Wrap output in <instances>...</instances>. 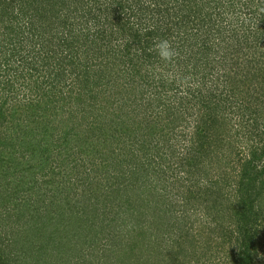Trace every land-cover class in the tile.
I'll return each instance as SVG.
<instances>
[{
  "label": "trees",
  "instance_id": "obj_1",
  "mask_svg": "<svg viewBox=\"0 0 264 264\" xmlns=\"http://www.w3.org/2000/svg\"><path fill=\"white\" fill-rule=\"evenodd\" d=\"M223 48L227 49L222 54L225 57L223 67L227 71L225 91L221 96H216V100L202 97L200 92H192L193 100L188 104L193 107L190 106L189 110L196 109L200 114L196 121L201 119L205 122L195 128L191 136L193 144L182 155L174 149L176 155H180L178 160L182 163L179 166L185 167L188 178L193 180L198 172L200 179L197 178L198 183L189 184L181 192L183 196L180 201L175 199L176 202L172 203L165 198L153 202L138 193L144 188L150 191L152 185L139 182L133 168L116 174V164L107 165V158L117 155L121 146H130L128 152H123L126 155L124 161H129L132 167L135 162L131 154L134 151H130L134 149L136 135L131 132L135 126L136 130H140L143 124L155 132L153 136L150 135L151 141L143 138L140 145L141 150L144 148L141 157L144 163L136 161L135 164L145 166L156 162L152 155L159 154V137L164 136L168 143L171 141L168 140L171 132L166 131L175 127L172 123L177 119L173 113L188 109L182 99L176 98L169 105L162 100L168 94L167 84L162 75L157 81L156 69L174 67V63L182 69L184 81H195L198 77L205 79L213 73V70L207 71L206 65ZM263 49L264 0H0V211L3 210L0 216L12 235L10 241L4 239L3 245H0V262L22 264L24 260L21 257L19 261V255L27 251L32 254L26 253V257L34 258L35 245L39 244L36 251L48 257L47 264H91L93 257L98 256V249L104 256L100 255L99 261L93 264H167L168 260H171L170 264H178L180 256L186 257L184 264H195L199 259L193 254L200 241L197 238L194 246L187 247L183 242L188 239L183 234L176 236L175 232L181 228L176 207L182 202L187 210L195 200L208 212L211 211L209 217L215 228L210 226V230L217 237L210 241L228 258V263L264 264V147H249L237 140L240 144L234 145V151H231L227 146L235 141L231 142L225 137L224 128L218 121L222 120L221 125L226 126L235 119L240 120V117L247 119L249 114L264 117L254 109L263 104L261 110H264V66L260 64ZM215 58L218 59L217 56ZM54 67L59 71L56 74H53ZM66 68L69 74H73L74 83L81 80L95 83L96 80V83L104 84V81H108L109 84L113 82L114 86L120 85L121 89L116 93L118 100L112 96L111 100L104 99L105 90L103 87L98 89L103 98L99 101L101 113H98L96 120L102 117L106 123L107 114L114 120L108 129L111 131L109 144L102 149L107 157L105 165L97 167V161L91 158V166L87 168L83 166L84 163L74 165L84 169L80 187L84 184L89 192L103 187L101 183H104L107 188L103 193L98 192L100 200L88 199L87 205L80 208L76 215L75 207H71L72 215H75L72 216V228L65 229L55 224L52 230L48 227L56 220L52 212L61 214L60 223L64 217L70 218L69 212L62 214L61 209L70 206L73 200L69 195L60 199V195L70 189V181L66 178L63 181L66 187L54 189L52 195L37 194L39 200L36 198V202L24 200V193L33 196L36 192L33 180L25 181L24 178L18 182L19 171H40L45 163L44 152L38 149L37 141L29 142L26 139L23 143L17 131L11 133L14 130L9 129L11 124L3 106L7 102L3 91L11 88L19 95L15 87L17 79L11 78L10 74H17L20 70L22 89L30 81L39 82L42 77L48 83L54 78L57 85L51 83L50 87L60 86L68 79ZM190 69L194 73L190 79H184L186 74H190ZM255 69L258 70L256 75ZM3 71L7 75L2 74ZM125 78L130 80L128 83L134 89H138L142 82L164 89L159 93H141L140 97L130 99V96L128 99L125 93L122 94ZM46 94L51 93L42 91V94H37L38 99H43L41 95ZM112 100L116 105L111 103ZM28 102L34 104L33 101L24 100L18 105ZM120 103L127 105V108L121 110ZM36 105L39 109L35 114L41 116L37 124H46L43 121L47 119L44 117L48 111L40 110L49 105H39V101ZM156 106H163L160 113L163 112L164 117L160 113L153 115L154 118L148 116L152 115ZM50 107L60 108L59 112L53 109L60 116L65 114L64 106ZM157 120L164 122V125H156ZM181 120L177 123L180 124ZM67 121L71 120L63 124L66 126L62 132L63 145L66 143L65 146H70L72 141L77 140V151L83 154L90 144V138H85L81 124V128H77V122ZM43 129L46 131L47 127ZM96 129L101 130V125H97ZM150 144L155 146L149 147L150 155H147L145 147ZM223 149L225 152H222ZM25 156L31 157L28 166L22 160ZM161 158L164 159V156ZM66 161L68 158L63 159V162ZM213 164L219 169H209L208 165ZM220 164H226L224 166L232 170L225 172ZM211 171L214 172L211 174ZM205 177L204 181L202 178ZM170 188L173 191L179 189V185L174 183ZM110 193H113L111 198ZM117 195L122 198V215L118 214L120 211L113 213V201ZM131 218L132 225L128 220ZM134 223L136 228H132ZM45 225L49 230L44 229ZM119 226L123 229L116 232L115 227ZM124 226L128 227V231ZM170 233L172 236H169ZM182 238L183 242L180 241ZM259 254H262V258ZM107 258L112 260L106 261Z\"/></svg>",
  "mask_w": 264,
  "mask_h": 264
},
{
  "label": "rangeland",
  "instance_id": "obj_2",
  "mask_svg": "<svg viewBox=\"0 0 264 264\" xmlns=\"http://www.w3.org/2000/svg\"><path fill=\"white\" fill-rule=\"evenodd\" d=\"M225 52H227V49L223 48L221 49L220 52L215 53L211 57L212 61H209L208 62L209 64H207L206 66H207V71L213 70V73H212V76L207 77L205 79H200L198 77L197 80L195 81H189V80L184 81L183 76H182L183 75L182 69L179 68L178 64L174 65V63H172L173 64L172 66L174 67L165 68L162 66L157 69L155 68L157 71L156 73L157 81L160 80V75H162L161 78L165 80L167 84L166 91H168V94L165 95V97L163 96L164 99L162 97V100L169 105L176 98L182 99L184 106H187L188 109L184 108V110L182 109L180 110V112L173 113L177 121L181 119L183 120H181L180 124L177 123V121L176 122L173 121L172 125L173 127L175 126L173 128L174 131H172L173 130L172 128H169L166 131V133H168V131L171 132L168 135V140L169 139L171 140L170 143L167 142L166 140L167 138H165L164 136L159 137L158 141L160 140V146H161L159 150V154L157 153L156 155L155 153L152 155V157L154 158L153 161H156V162H153L152 165L147 164L145 166H139L135 163L136 161H138L139 164L140 162H142L141 157L143 155L144 148L141 150L140 147L142 146L140 145L142 143L143 138H147L148 140L151 141L152 137H150V135L153 136L155 132V131H151L150 126L142 124L141 125L142 128L140 130H136L135 128L136 126H135L131 132L132 134L136 135L134 139V144H135L134 149L130 151V152L134 151V153L131 154L133 156L132 161L135 162L133 163L132 167L129 161H126V162L124 161L126 158V155H124L123 151L128 152L127 150L130 147L129 145H128L129 147H127L126 145L121 146V148H119L121 150L117 152V155L115 154L114 156H109L108 158L106 157V155H104V151L102 150V149H105L107 144H109L110 137H111V131H109L108 129H109V126L112 123H114V120H111L109 116L110 114H107L108 118H106L107 119L106 123L104 122L105 118H102V117L98 121L96 120L98 119V116H97L98 113H101L99 109L100 107L99 101L103 97L104 99L109 98L110 100L112 99V97H114L116 100H118L116 96L119 90L121 89L120 85L114 86L113 82L109 84L108 81H104V84H103L101 83L102 80L100 81L102 85L96 83V80H95L96 84L85 82L82 80L81 82L74 83V81L72 80L73 74H69V69L66 68L65 70L67 72L66 78L68 79L62 82L60 86L59 85L55 86L57 85V82L54 80L53 77L50 79L49 83L46 80H44L45 79L44 77H42L41 79H39V82L34 83V81H30L28 85L26 86L24 85L26 88L22 89L21 88L22 81L20 80V76H19V74L22 73V70H20L17 74L11 73L10 77L17 79L15 87L18 89L19 95L18 94L16 95V92L14 90H11V88L10 89L7 88L3 91L7 99V102L3 106L8 112L9 116L7 117V119L8 120L10 119L9 124H11L9 125V129L14 130V131H11V133H14L17 131L18 134L17 133L16 134L19 136L20 141L23 143H25L26 139H28L29 142L37 141L39 143L38 146H40L38 149L44 152L43 153L44 155L42 154V156L45 158L44 166L42 167L40 171L38 172L34 171L36 173L34 174V176H33L34 172L29 171V169L25 170L24 172L21 170L19 171L20 176L18 177L19 178L18 182H21V180L24 178H25V181L33 180L34 182L33 185L35 187L34 191L36 192L33 196H29L28 192L24 193L22 196L24 200L27 202L28 201L31 202L37 198V194L47 195L49 193V195H52L54 189L56 188L64 189L66 185H64L63 181H65L66 178H68V181H70V185H71V186L68 185V188L70 189L66 190L64 193L62 192L63 190H60L63 193L60 195V199L63 197H67L69 195L70 198L73 200V202H76L75 200H81V202H76L73 206H72L73 204L72 202L70 206L68 207L65 206L61 209L62 214L69 212L68 215L70 217V218L64 217V220L61 223H60L61 214L58 215V211L56 213L52 212L56 220L53 221L51 224L49 223L48 227H50L53 230L54 225L57 224L59 227H62L65 229L72 228L73 226L71 225L74 222V220H72V216H75L77 211H79L80 208L87 205L88 199L91 198L93 201L100 200L99 199L100 196L98 194L100 193V191L101 193H103L104 190H106L107 188L104 183H101L103 187L96 188L95 190H91L89 192L87 191V189H85L86 187H84V184H83V187H80V184L82 182L81 176L85 175V174H82L84 169L82 168V166L75 167L74 165L84 163L83 166L87 168V166L88 167L91 166L89 162L90 161L89 158H91V159L96 160L97 161L96 166L100 167L102 165H105L104 161L107 158V162H106L107 165H110V163L116 164L114 166V169L117 170L116 174H119L121 170L133 168L134 175L135 176L137 175L139 182H146L147 185H150V186L152 185L151 188L149 187L150 191L148 192L145 191V188L140 190L141 192L138 191V193L142 194L144 197H147L153 202L154 201L158 202L159 200L165 199V198H167L165 199L167 202H170V201H172V203L176 202L175 199H177V201H180L181 196H183V193L181 192L185 191L189 184L198 183L196 179L197 178L200 179V175L197 172L198 176L195 174L196 177L194 176L193 180H190L188 178L187 170L185 169V167L179 166L182 162L180 163V161L178 160V157L182 155L183 152L186 151V149L191 147V145L193 144L191 143V136L195 128L199 126L200 124L203 125V123L205 122L204 120L201 121V119L196 121V118H199L200 114H197L196 109L189 110L190 106L193 107V105L188 104V102H190V100L191 101L193 100V97H192L193 95L191 96L192 92L196 94L200 92L202 97L207 96V97H210L216 100L215 97L219 95L221 96L222 91H225L223 89L227 86V83L225 82V79H226L225 75L227 71L225 70L226 68L223 67L225 65L224 63L225 57L222 55ZM215 56H217L218 59L220 58L219 61H217L218 60L217 58H215L214 60ZM190 57H192L191 53H190ZM260 64L262 67L264 66V56L260 58ZM37 66L39 68L41 67L40 64H37ZM54 68L55 69L51 68L53 69V74L54 72L55 74L58 73L59 71L56 69V67ZM190 70H191L190 74H186L187 77H184V79H190V75L194 73L193 69H190ZM257 71L258 70L255 69L254 71L255 75L257 74ZM4 73L5 72L3 71L2 74ZM128 81L130 80L128 78H125L126 85L124 86V90H122V94L125 93L128 99L130 96H131L130 99L140 97L141 93H144L146 95L147 93L149 94L150 92L151 94L159 93V91L164 89L157 85H154V87L148 86V84H146L145 82H142L140 86H138V89H134L130 87ZM175 82L177 83L176 85H173V84L171 85V83H175ZM51 83H56V84L50 87ZM241 86L243 87V85ZM102 87L105 90V94L103 93L104 96L100 97L101 95H100V92H98V89ZM173 88L174 90H172ZM42 91L49 92L51 94H46L45 96L41 95L43 99H40L39 97L40 99L39 100L37 94L38 93L42 94ZM30 93H34L33 96H28ZM173 95H177V97ZM24 100L33 101L34 104L30 105V103L28 102V103H25L24 105L23 104L18 105L19 102H23ZM38 101H39V105H42V106L49 105L48 108H42L40 110V112L48 111V115L44 117L47 119L43 121L46 124H41V123L37 124V122L41 120V116L39 114H35V112H37L39 109L38 105L35 106V104H37ZM113 102L114 101L112 100L111 103L113 105H116ZM50 105H54L55 107L64 106L63 108L65 109L64 111L65 114H63V116L58 115L60 108L55 109V108L50 107ZM118 105L121 110H124L127 108V105L123 103H120ZM262 106L263 104L258 105L254 109L257 110V112L262 113V115H264L263 114L264 110H261L263 109ZM162 107L163 106H161L160 108L157 106L154 107L153 109L155 110H153L152 115L148 114V116L154 118L153 115L160 113V110L163 109ZM53 109L57 110L58 112L55 113ZM106 112L109 113L110 111L106 110ZM111 112L113 113L112 109H111ZM122 112L123 111H121V113ZM13 113H14V116H13ZM116 113L118 112L116 111ZM160 116L164 117L165 115L163 114V112H161ZM247 117L248 118L245 120H242L241 117H240V120L235 119L229 125H226L227 127L225 125H221L223 121L218 119L219 123H221L219 125L224 128L223 131L225 132V137H227L228 140L231 142L235 141L232 144L229 143V145L227 146V147H230L231 151H234L233 150L234 145L236 146L237 144H240V143H237V140H239L243 144H248L249 147H253V146H256V147L259 146L261 148L264 147V117L262 116L256 117L252 115L250 116V114ZM69 119L71 121H67L68 123L77 122V128H81V125H82V130L81 129L80 130L83 132L85 138H88V137L90 138L89 139L90 144L87 145V150L85 148V152L83 154L77 151L78 149L77 140L72 141L70 146H65L66 143L63 145L62 140H64V137H63L62 132H64V129L66 128V126L63 124L66 120H69ZM116 120L117 118H115V123H116ZM94 121H97L96 124H94ZM174 123H176L178 127H176V124ZM93 125H95V127ZM97 125H101L102 129L101 130L96 129ZM156 125H159L160 127H162L164 125V122L159 123V121L157 120ZM42 127L43 128L47 127V130L45 131ZM92 127H94V129ZM90 132L92 133L90 134ZM77 138L79 139V137ZM154 146H155L154 144H150L148 147L146 145L145 149H147V155H150L148 152L149 147L154 148ZM174 149H177V152L178 151L180 152L179 156L178 154L176 155L177 152H174ZM39 150L37 151L38 153H39ZM222 152H225L224 149ZM105 154H106V150H105ZM89 155L91 157H88ZM144 155L146 154L144 153ZM162 156H164V159L161 158ZM64 158H68V161L63 162ZM30 159H31L30 156L22 157V160L23 161L25 160L26 166L29 165L28 161ZM34 162L36 163V161ZM215 165L216 164L208 165L209 169L211 167H214L212 170L218 168ZM221 165L225 172L232 170V168L230 167L226 168L227 166H224L226 164H220V166ZM96 166L94 167V169L96 168ZM21 167L25 168L23 165ZM213 172L214 171H211V174ZM191 173H193V171ZM215 176L217 177L216 174ZM202 179H204L205 181L206 177ZM12 180H14L13 177H12ZM75 181L77 182V185L75 184ZM23 183L24 182L22 181L21 184ZM174 183H178L179 189H174L172 191L170 186ZM183 184L184 186L181 188ZM163 187L165 188L167 187V189L165 190ZM112 194L113 193H110L109 195L110 198ZM172 196H175V197H172ZM37 199L39 200V198ZM115 199L116 200L113 201L115 204V211L113 210L114 211L113 213H115L116 211L117 212L120 211L118 214L122 215L120 214L121 213L120 208L122 207L121 206L122 198L119 195H117ZM36 201L37 200H35L34 202ZM182 205L183 204L181 202L179 207H176V209L178 208L177 209L178 211H176L177 212L176 215H179L180 217L179 222L181 223V225L179 227L181 228L179 231H175V232H177L176 236H178L179 234H183L184 238L188 239V241L186 240L185 242H183L184 238L180 240L181 242L185 243V246L187 247L194 246L196 244L195 241L197 238H198L197 240L200 241V244L198 246L196 245L197 246L196 253L193 254L199 260L195 261L194 263L195 264H231L230 262L228 263V258L226 259V256L223 255L219 251V249H217V245L215 243H211L210 241L217 237L216 233L210 230V226L212 229L215 228V225L211 223L212 218L209 217V215L211 214V211L208 212V209L206 207H203L199 203H196L195 200L192 203L191 207H189L187 210H185V208ZM71 207H75L74 209L75 212L73 211L75 215L74 214L72 215ZM55 211H56V208H55ZM0 213L3 214V210H1ZM128 220H129L130 225H132V222H133L132 218ZM4 223L5 221H3L0 216V245L1 246L3 245L4 239H7L5 240L7 242V241H10L12 237L11 232H10L11 230L9 229L8 226L6 227ZM124 227H125V230L128 231V227L126 226ZM132 228H136L135 223L132 226ZM44 229L46 230L48 229L46 225L44 226ZM120 229H123V228L121 226L115 227L116 232L117 230H120ZM134 234H137V233L135 232ZM171 234L172 233H170L169 236H172ZM187 235L188 237H186ZM190 241H192V243ZM11 243L14 245L16 244L15 242H12V241ZM38 245L39 244L35 245L36 255L34 256V258L33 257L27 258L28 256L26 257V255L28 254L26 253H30V254L32 253L24 251L23 254L21 253L19 255V258H20L19 261L21 260V257H23L24 261H21L22 264H47L48 257L40 255L36 251L38 248ZM189 249L191 251L194 250L192 248H189ZM97 253H98V256L93 257L94 261L91 260L92 261L90 262L91 264L98 262L100 255H103V253L99 249L98 251H96V254ZM259 255L262 258V254H259ZM4 259L5 258L3 256V260ZM108 259L112 260L111 258H107L106 261H108ZM178 259L181 260L179 262L180 264L181 263L184 264L183 261L184 259H186V257L180 256L178 257ZM150 260L152 263H155V260L153 258H150ZM187 260H188V257H187ZM1 263L3 264L2 261L0 262V264ZM168 263L170 264L171 260H168L167 264ZM4 264H7V263L4 261Z\"/></svg>",
  "mask_w": 264,
  "mask_h": 264
}]
</instances>
